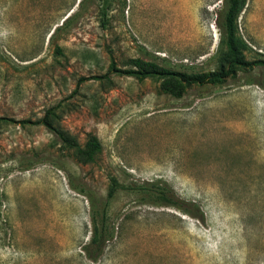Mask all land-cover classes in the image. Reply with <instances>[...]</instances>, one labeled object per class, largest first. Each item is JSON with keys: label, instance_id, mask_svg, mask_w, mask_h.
<instances>
[{"label": "rangeland", "instance_id": "rangeland-1", "mask_svg": "<svg viewBox=\"0 0 264 264\" xmlns=\"http://www.w3.org/2000/svg\"><path fill=\"white\" fill-rule=\"evenodd\" d=\"M100 6L0 0V264H264V68L174 98L110 66L214 71L220 1L108 0L103 23ZM236 28L243 59H264V0H244ZM50 108L78 144L96 137L94 162L34 124ZM111 178V238L91 261L89 199L98 220ZM150 184L202 218L151 205Z\"/></svg>", "mask_w": 264, "mask_h": 264}, {"label": "trees", "instance_id": "trees-1", "mask_svg": "<svg viewBox=\"0 0 264 264\" xmlns=\"http://www.w3.org/2000/svg\"><path fill=\"white\" fill-rule=\"evenodd\" d=\"M220 6L216 13L214 23L219 33V40L212 58L216 64L214 71L207 74L185 73L170 69L166 65H158L153 62L143 61L139 58L126 60V65L130 66L125 70H116L110 66L109 71L133 77L138 81L143 79H155L159 81V90L169 94L174 98H179L182 92L191 85L204 86L216 85L232 76L236 70H248L255 67L264 68V59L247 62L243 59L241 50L244 45L236 36V19L244 5V0H219ZM99 16L103 23L108 8V0H100ZM110 72H107V74ZM107 74L92 77L95 80H107ZM84 81L83 78L78 82ZM10 121L0 118V122ZM23 123V122H22ZM34 124L43 125L60 143L64 150L70 152L72 160L77 164H89L94 162L100 151V145L96 137L88 134L82 145L77 143L74 136L63 130L56 121L55 108L46 110L44 116L34 122ZM116 183L112 178L106 193V200L100 211V217L95 220L93 217L95 204L93 199H89L90 217L92 228L89 240L82 247L87 259L95 261L102 253L105 244L110 240L111 234L107 230L105 210L108 201L112 198ZM144 190L152 197L151 205L170 207L184 214L197 217L199 220L202 214L197 205L187 202L175 196L167 186H158L156 184L147 185Z\"/></svg>", "mask_w": 264, "mask_h": 264}]
</instances>
